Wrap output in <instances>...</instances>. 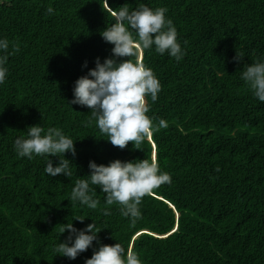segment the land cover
I'll return each mask as SVG.
<instances>
[{
	"label": "trees",
	"instance_id": "16d2710c",
	"mask_svg": "<svg viewBox=\"0 0 264 264\" xmlns=\"http://www.w3.org/2000/svg\"><path fill=\"white\" fill-rule=\"evenodd\" d=\"M140 3L167 7L186 54L177 62L154 47L143 52L162 85L156 102L146 97L148 115L168 127L141 149H120L89 108L70 102L75 81L113 55L101 35L112 10ZM0 38L10 44L0 85V264H85L98 242L75 260L55 248L69 235L64 224L94 221L99 242H120L143 264H264V103L241 79L246 64L264 59V0H0ZM37 124L76 140V155L65 154L71 177L46 174L45 157L17 155L15 140ZM153 155L172 183L143 198L134 226L99 186L95 210L70 200L90 161Z\"/></svg>",
	"mask_w": 264,
	"mask_h": 264
},
{
	"label": "clouds",
	"instance_id": "9594fccd",
	"mask_svg": "<svg viewBox=\"0 0 264 264\" xmlns=\"http://www.w3.org/2000/svg\"><path fill=\"white\" fill-rule=\"evenodd\" d=\"M53 12L52 7L47 9L49 15ZM167 13V7L152 8L144 3L135 9L124 5L118 11L112 10L114 20L101 35L105 42L114 45L113 55L103 62L97 57L96 66L75 81L70 104L89 108L91 119L96 121L100 132L120 149L126 148L129 142H133L134 148L141 149L140 145L146 140L150 141L154 133L168 127L166 120L161 118L155 125L156 117L148 115L151 107L146 97L150 96L151 101L156 102L162 85L142 58L143 52L153 47L158 54H167L177 62L184 58L186 53L178 40V30ZM9 48V41L0 38V85L9 75ZM122 57L128 59H119ZM243 58L237 54L234 59L243 61ZM83 66L87 67V62ZM241 79L250 87L253 95L264 103V59L246 64ZM75 142L71 135L60 128H49L45 132L43 126L37 124L29 126L27 136H19L14 147L21 158L45 157V172L49 176L71 177L73 162L65 154L70 152L76 155ZM53 156L59 157L57 166H53L50 158ZM89 168L90 174L84 176L87 178L76 181L70 200L95 210L100 200L96 198L97 191L92 186H99L106 194L105 204L119 205L121 215L129 218L133 226L142 219L140 205L143 198L162 185L172 183L171 174L161 171L155 155L151 162L147 159H115L108 164L90 161ZM103 214L111 215L110 208L106 207ZM85 218L76 217L74 220L83 222ZM64 225L61 234L67 231L69 235L55 248L57 255L75 260L93 247L96 241L99 247L94 248L93 255L86 259L85 264H143L137 252L126 250L120 242L114 245L99 242L98 233L102 229L97 230L95 221L83 229H77L73 223Z\"/></svg>",
	"mask_w": 264,
	"mask_h": 264
}]
</instances>
